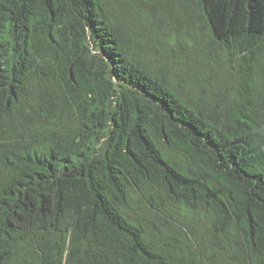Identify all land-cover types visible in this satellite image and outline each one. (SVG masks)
I'll list each match as a JSON object with an SVG mask.
<instances>
[{
  "label": "trees",
  "instance_id": "1",
  "mask_svg": "<svg viewBox=\"0 0 264 264\" xmlns=\"http://www.w3.org/2000/svg\"><path fill=\"white\" fill-rule=\"evenodd\" d=\"M0 264H264V0H0Z\"/></svg>",
  "mask_w": 264,
  "mask_h": 264
}]
</instances>
